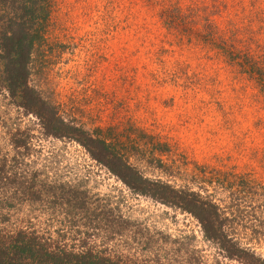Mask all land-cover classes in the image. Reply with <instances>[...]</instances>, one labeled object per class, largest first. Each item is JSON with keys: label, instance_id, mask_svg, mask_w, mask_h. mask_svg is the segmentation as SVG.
<instances>
[{"label": "rangeland", "instance_id": "rangeland-1", "mask_svg": "<svg viewBox=\"0 0 264 264\" xmlns=\"http://www.w3.org/2000/svg\"><path fill=\"white\" fill-rule=\"evenodd\" d=\"M52 1L28 86L145 178L216 205L228 239L264 261V0ZM17 227L88 234L100 251L240 264L194 216L49 136L0 80V229Z\"/></svg>", "mask_w": 264, "mask_h": 264}, {"label": "trees", "instance_id": "trees-1", "mask_svg": "<svg viewBox=\"0 0 264 264\" xmlns=\"http://www.w3.org/2000/svg\"><path fill=\"white\" fill-rule=\"evenodd\" d=\"M52 3V0H0V80L14 103L35 116L49 136L79 143L93 160L106 167L132 191L194 216L207 240L220 244L229 260L234 259L240 264H264L263 260L250 254V250L228 239L216 205L202 201L191 192L178 190L167 182L145 178L130 162V157L116 149L118 146L107 138L91 135L67 123L58 116L53 106L28 86L31 49L36 39L43 38L41 35L49 20ZM226 49L230 51L229 56L236 58L235 47L230 46L222 51L226 53ZM246 65L252 70L254 59L248 58ZM55 235L33 227L1 228L0 264H198L194 258L193 261L178 262L166 260L154 252L131 254L118 250L100 251L88 234L71 239H65L66 234ZM226 243L230 245L225 246ZM122 244V247H132L126 242Z\"/></svg>", "mask_w": 264, "mask_h": 264}]
</instances>
